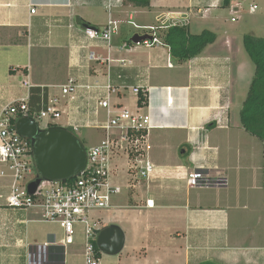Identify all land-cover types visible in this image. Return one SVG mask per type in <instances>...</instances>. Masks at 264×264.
Masks as SVG:
<instances>
[{
    "label": "crops",
    "instance_id": "crops-1",
    "mask_svg": "<svg viewBox=\"0 0 264 264\" xmlns=\"http://www.w3.org/2000/svg\"><path fill=\"white\" fill-rule=\"evenodd\" d=\"M240 1L149 0L141 6L127 0H0V112L29 93L23 85L28 79L31 87L59 98L65 127L100 129L106 113L93 98L99 91L95 86L110 83L116 88L109 97L112 107L149 113L148 138L158 137L151 156L157 170L174 165L163 177L156 170L128 188L125 204L111 201L106 210L115 218L103 225L117 224L125 242L116 255L100 252L101 264H264L262 143L242 146L234 135L239 127L231 125L227 94L235 32L216 17L222 9L238 12ZM210 13L215 17L209 22ZM109 20L118 23L109 46L85 40L79 21L101 27ZM197 20L225 28L228 42L217 50L205 46L183 62L173 59L163 42L152 47L127 43L135 35L130 36L132 29L149 35L147 26L157 27L161 41L170 25L184 24L191 33L213 32L192 30ZM125 22L132 28L123 27ZM89 51L102 60L89 61ZM165 69L176 73H162ZM70 76L79 87L74 96H62L60 88ZM136 85L151 88L143 107L131 92ZM169 133L181 140L169 145L162 139ZM177 149L181 158L188 155L185 162L177 159ZM193 170L226 184L190 187L187 175ZM8 185L0 177V194ZM148 201L153 205L147 206ZM62 238L57 223L40 220L35 209H12L0 198V264H78L74 256L83 252L72 248L75 240L64 246ZM104 256L117 257L109 261Z\"/></svg>",
    "mask_w": 264,
    "mask_h": 264
},
{
    "label": "built area",
    "instance_id": "built-area-1",
    "mask_svg": "<svg viewBox=\"0 0 264 264\" xmlns=\"http://www.w3.org/2000/svg\"><path fill=\"white\" fill-rule=\"evenodd\" d=\"M255 5L250 7L252 11ZM34 12V8L31 9ZM137 27V26H136ZM118 29L117 21L109 20L105 25L96 28L83 29V36L88 43L102 42L109 46L111 36ZM149 37L134 45L152 47L162 44L156 34L157 27L147 26ZM89 44L82 47L87 48ZM127 44H123V48ZM89 61H101L100 55L93 51L87 53ZM171 66V63H168ZM121 78V76H119ZM23 85L31 88L28 79ZM86 87H89L85 85ZM79 85L76 78L70 76L66 84L61 86L62 96H74ZM99 91L93 98L97 106L105 110V120L97 126L102 129V138L86 149L87 162L83 171L69 183L67 180L42 182L35 192L29 193L27 184L34 179L36 168L29 139L21 137L16 129L17 113L29 115L46 122L44 127L58 125L60 118L59 98L47 95L42 99L37 112H29V93L5 105L0 112V177L9 180L8 190L0 194L6 206L12 209H35L40 220L57 223L63 230L62 244L64 246L74 242V226L82 225L84 240L83 255L86 264H101L95 257V244L99 224L94 221L91 213L96 210L107 209L111 206V197L119 194L122 185L110 180L111 163L116 158L125 155L128 188H134L141 180L148 178L154 171V164L148 157V129L151 127L149 113L131 112L125 107H111L110 94L116 88L110 83L97 85ZM94 88V87H93ZM131 92L137 97L142 94L147 101L151 88L141 85L132 86ZM116 111L114 114L113 112ZM96 113V107L94 108ZM82 125L69 124L75 133ZM68 128V129H69ZM190 187L224 186L222 178L210 179L200 170H193L187 175ZM147 206H152L150 201ZM99 250V249H98Z\"/></svg>",
    "mask_w": 264,
    "mask_h": 264
},
{
    "label": "rangeland",
    "instance_id": "rangeland-1",
    "mask_svg": "<svg viewBox=\"0 0 264 264\" xmlns=\"http://www.w3.org/2000/svg\"><path fill=\"white\" fill-rule=\"evenodd\" d=\"M240 2H241L240 10L238 12L230 13L228 10L222 9L220 16L219 15L216 16L218 17V19L222 21V23H228L227 24L228 26H226V28L233 30L235 32L234 50L232 51V54L230 55V60H231L230 87H229L228 94H227L228 101H229V111H230V116H231V125L234 126L235 128L239 127L238 128L239 130H237L238 132H235L234 135L238 137L237 139L241 143L242 146L250 145L247 141H254L255 143H258V144L260 143L261 145V141L258 138L252 136L251 134L246 132L243 128H241L240 122H239V111L242 107V103L244 99L246 98L250 83L255 74V66L243 47L242 36L244 34L245 35L253 34L256 37L264 38V0H241ZM253 5H255L256 9L254 11H251L250 7ZM213 17H215V14L210 13L207 16L206 21L208 20L209 22L212 21L211 19H213ZM232 17H233V20H232ZM230 20L232 21L236 20V22H231ZM209 22H204V21L200 22L199 20H197L196 25H193L192 30H194V28H197L196 30L199 32L204 27L213 30V32L217 35V38L213 42V44L210 43L211 45L208 44L207 46L209 50H212V49L217 50L218 48L223 46L222 44H224V42L226 41L228 42V40H225L226 38L224 34L225 28L218 27L217 25H214ZM123 27L132 28V26L126 24V22L123 23ZM138 32H142V30L132 29L130 31V36ZM147 33L149 34V31H147ZM162 73L172 75L176 73V69H171V70L165 69L164 71H162ZM60 89L57 88L58 93H60ZM115 112L116 111H114L113 114ZM102 114L104 115L105 112L102 111ZM45 124L46 122L44 120L40 121L41 127H44ZM58 124L65 126L64 118H60L58 120ZM76 135L78 139L83 143L85 149H88L91 145H94L102 138L103 131L100 129H94V128H80L76 132ZM181 137H182L181 135L169 133V135L167 136L165 135L162 136V139L165 141L167 140V143L171 145L172 143L176 144L178 141H180ZM157 139H158L157 136H151V140L150 138H148V141H147L148 148L146 150L148 157L151 159L152 163L155 166L154 172L157 170L158 167L156 166L155 159L153 157L151 158V156L153 155V146L155 148V145H156L155 142H157ZM168 150H169V153H170V150L174 151L175 153V150H173V148H170ZM178 151L179 150L177 149V154L179 153ZM180 156L181 155L178 154L179 158L176 156L177 159L185 162L186 157L188 155H186L183 158H181ZM173 166L174 165H169L166 167H163V166L159 167V169L157 170L159 177H163L166 174L165 170L168 167L170 168ZM2 168L4 167L0 165V169ZM111 169H112L111 174H110L111 182L122 185L121 192L119 194L113 195L111 197V201L112 203L117 202L119 204H125L126 199L128 198L127 193L129 190L128 185L126 183V179L128 176L124 174L126 170L125 155L113 160L111 163ZM210 190L211 191H209V188H202V190L200 191L205 192V193L214 191L212 189ZM91 216L93 217L94 221H97L99 223L97 224L99 225L98 226L99 228L101 227L100 223L102 225L103 223L105 224L108 218H110V216L113 219L115 218L113 211L106 210V209L93 211L91 213ZM74 230H75V234H74L75 242L72 248L76 250L78 249L77 252H83L84 251V240H83V234H82V225L76 224L74 226ZM127 250H128V243H127V247H125V249L120 255L124 256ZM79 254L74 256V261H76L78 264H86L83 254L82 253L80 255ZM106 257L108 256H104V259L113 261L116 259L117 256H111L108 258ZM107 264H114V263L108 262Z\"/></svg>",
    "mask_w": 264,
    "mask_h": 264
},
{
    "label": "water",
    "instance_id": "water-1",
    "mask_svg": "<svg viewBox=\"0 0 264 264\" xmlns=\"http://www.w3.org/2000/svg\"><path fill=\"white\" fill-rule=\"evenodd\" d=\"M83 29L96 28L85 21H79ZM148 35L135 34L131 42L136 44ZM17 133L31 142L36 174L27 184L29 193L46 181L67 180L84 170L87 162L86 149L77 135L62 125L41 127L34 117L23 115L15 122ZM125 238L121 228L111 223L99 228L96 246L101 253L118 254Z\"/></svg>",
    "mask_w": 264,
    "mask_h": 264
},
{
    "label": "trees",
    "instance_id": "trees-1",
    "mask_svg": "<svg viewBox=\"0 0 264 264\" xmlns=\"http://www.w3.org/2000/svg\"><path fill=\"white\" fill-rule=\"evenodd\" d=\"M141 6H148L149 0H127ZM162 42L169 48L170 56L178 62L187 61L197 56L204 48L216 39L214 32L204 29L199 33H191L188 26L170 25L161 33ZM243 47L255 66V74L249 86L246 98L239 111L240 126L262 143V170L264 173V38L246 34L242 39ZM132 44L131 40L127 41ZM46 89L31 87L29 89V112L40 109L42 99H46ZM139 107L146 105V100L140 94L137 97ZM17 118L21 113H17ZM73 133L72 129L69 128ZM76 134V133H75ZM74 178L68 179V183ZM100 251L95 244V257L99 258Z\"/></svg>",
    "mask_w": 264,
    "mask_h": 264
}]
</instances>
